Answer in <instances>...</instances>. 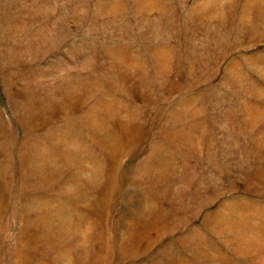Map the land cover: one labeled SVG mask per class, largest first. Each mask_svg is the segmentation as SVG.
I'll return each mask as SVG.
<instances>
[{"label": "rangeland", "instance_id": "obj_1", "mask_svg": "<svg viewBox=\"0 0 264 264\" xmlns=\"http://www.w3.org/2000/svg\"><path fill=\"white\" fill-rule=\"evenodd\" d=\"M0 264H264V0H0Z\"/></svg>", "mask_w": 264, "mask_h": 264}]
</instances>
